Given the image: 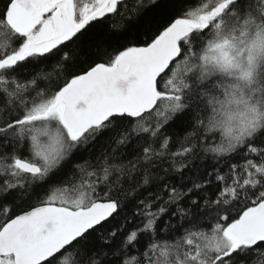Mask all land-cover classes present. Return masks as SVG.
<instances>
[{
  "label": "snow or ice",
  "instance_id": "1",
  "mask_svg": "<svg viewBox=\"0 0 264 264\" xmlns=\"http://www.w3.org/2000/svg\"><path fill=\"white\" fill-rule=\"evenodd\" d=\"M0 264H264V0H3Z\"/></svg>",
  "mask_w": 264,
  "mask_h": 264
},
{
  "label": "trees",
  "instance_id": "2",
  "mask_svg": "<svg viewBox=\"0 0 264 264\" xmlns=\"http://www.w3.org/2000/svg\"><path fill=\"white\" fill-rule=\"evenodd\" d=\"M3 0H0V6H2Z\"/></svg>",
  "mask_w": 264,
  "mask_h": 264
}]
</instances>
